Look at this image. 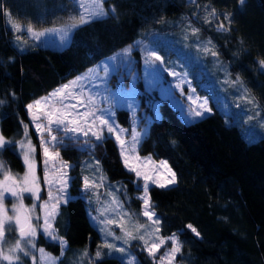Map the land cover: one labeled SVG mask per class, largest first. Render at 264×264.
<instances>
[{
	"label": "trees",
	"instance_id": "16d2710c",
	"mask_svg": "<svg viewBox=\"0 0 264 264\" xmlns=\"http://www.w3.org/2000/svg\"><path fill=\"white\" fill-rule=\"evenodd\" d=\"M103 7H115V14L74 29L66 47L53 49L35 43L24 30L13 31L11 23L26 28L31 25L34 30L65 25L70 17L79 15L74 0H0V132L5 138L19 140L23 136L21 121L29 125L28 104L126 48L131 49L139 70L136 42L150 41L155 48L157 44L150 35L172 33L183 21L200 29V39L212 41L218 59L232 78L240 77L264 116V68L259 64L264 59V0H245L243 7L238 0H195V4L192 0H104ZM211 8L216 9L219 19L213 18L209 25L203 16ZM225 12L232 13L230 31H218L216 24L224 22ZM157 51L162 56L165 53L162 47ZM199 74L196 66L190 68L192 83L200 94L208 96L212 114L188 124L168 103L161 102L160 119L150 123L138 145V155L167 161L177 176L174 187H150L156 217L161 221L160 234L179 236L183 247L178 264H264V132L255 133L259 132L258 124L244 122L240 110L232 104L228 113L218 111L215 98L199 89ZM129 78L123 74L120 82L113 74L109 87L127 89ZM137 86L142 116L149 112L150 95L141 80ZM115 117L119 125L128 127L125 110L117 109ZM29 134L39 157L30 126ZM65 144L60 156L71 165L70 199L61 206L55 227L67 240V247L61 255L59 244L42 234L36 242L38 248L61 257L58 264L65 263L76 250L87 247L92 253L101 242L81 197L82 162L98 160L107 181L123 185L128 200L122 199L127 208L135 213L141 208L137 198L141 180L125 170L112 138L94 149L81 150V140H66ZM0 157L13 173H23L15 145L0 151ZM189 224L197 229L199 237L187 227ZM135 257L136 264H153V258L144 251H135ZM95 264L123 263L105 257Z\"/></svg>",
	"mask_w": 264,
	"mask_h": 264
},
{
	"label": "snow or ice",
	"instance_id": "6c2138e0",
	"mask_svg": "<svg viewBox=\"0 0 264 264\" xmlns=\"http://www.w3.org/2000/svg\"><path fill=\"white\" fill-rule=\"evenodd\" d=\"M78 2L82 11L79 12L78 17H70V22L65 23L62 28L34 31L33 27L29 25L27 33L37 41L45 37L50 31L62 33L61 39H64L73 29L98 21L110 13L115 14V7L105 10L103 0H88L87 3H85V0H78ZM192 2L195 4V0H192ZM238 3L243 7L245 0H238ZM196 6L200 7V5ZM204 7L207 9V5ZM195 15L196 13L193 12V16ZM231 17V12H225L223 15L224 22L216 24V29L222 32L230 31ZM213 18L219 19L215 8L206 11L203 21L205 24L211 25ZM185 31L187 33L185 39H188L189 36L199 38L200 29L192 26L191 22H189ZM19 40L20 37L17 36V41ZM197 49L205 55L213 57H218L219 55L210 39L203 45L198 44ZM144 59L147 65L155 66L157 62L161 66L164 65L163 58L156 51H146ZM259 64L264 68V59L259 60ZM164 70L168 71L170 76L178 75L173 70L167 68ZM85 79L88 78L77 77L70 84H64L46 97L37 99L34 103L26 106L32 124L39 134V148L42 152L45 169L43 185L47 189L48 194L46 200L41 199V179L36 171V145L32 143L29 125L21 121L23 136L19 140L6 139L0 132V151L7 149L9 145H15L25 168L23 175L13 173L6 166L3 158L0 157V264H3L4 261H7V264H24L25 257H31L33 264H37L35 255L37 251L40 253L39 264H57L58 257L45 253L43 248H36L38 232H42L51 241L58 242L61 255H63L64 249L67 247V240L59 235L55 227V221L60 215L61 206L70 199L68 186L71 183V177L68 174V170L71 165L67 161L62 160L60 152L62 148L67 147L65 144L66 140L70 143H80V137H85L83 144L90 149H94L99 143L108 138L115 137L125 168L130 172H134L138 179L142 178L144 181L143 192L138 197L142 201L140 214L150 222V224H146L134 220L135 214L124 210V206L119 202L118 198L109 193V195H113L112 203L115 207L108 208L100 213L101 216H104L103 220L99 219L98 216H93L91 219L98 224L102 235L104 237H112L113 242H109L107 239L103 240L102 244L97 248L95 258L90 260L89 264H95V260L102 258L103 248H107L109 253L115 251L122 256L127 255V264H136V258L128 253L126 247H118L114 243L115 240H121L124 245H128L134 239H139L143 242L144 250L147 251L149 257L153 258V264H177V256L181 254L183 247L182 242L175 233L167 238L159 236L161 221L156 217L155 205L150 196V184L161 189L174 187L177 184L176 173L169 167L167 161L163 160L159 162V167L166 170L167 175H162L155 168L153 169L154 174L142 172L138 170L137 166L130 163L133 159V154L138 152L141 132L133 128L131 139L126 140L123 138L122 134L127 130L121 128L116 122L115 113L111 106L101 107V104L107 102L108 98H100L98 94L91 91L85 92L83 85ZM231 83L233 86L239 85L243 89L239 99L251 106L249 110L251 114L248 115V121L261 118L262 112L259 103L250 95L246 88H243L240 77L237 76L235 81ZM177 87L179 88V84H177ZM194 91V89H189L190 98ZM53 97L56 98L55 101H53ZM68 100H75L76 102L66 103ZM0 103H3V101H0ZM207 104L208 101L205 98L198 108L189 106L188 114L197 118L202 117L205 113L210 114L212 110L207 107ZM34 106L37 112H42V116L33 113ZM129 108L132 109L131 104ZM132 110L134 115L135 110ZM261 126L264 127V123ZM60 133H63V135H60ZM93 138L95 143L92 142ZM135 159L140 160L141 158L136 155ZM143 159L150 160V157ZM57 161H59L58 164ZM88 167H94L95 171L100 173L98 177L100 183H96L97 177L90 179L89 176H84L83 189L86 193L93 188L102 187L103 181L106 179L98 160L95 161V165L89 164ZM25 194L31 197V206H26L23 203ZM9 197L13 201L11 210L5 206V201ZM37 209H39V214H37ZM108 212H111L112 215L109 216ZM117 217L122 222L134 223L135 233L127 231L123 223L118 222ZM114 224L121 228L122 235H115L111 228V225ZM152 226H155V238H153ZM187 227L191 229L195 236H200V233L191 224ZM11 232L16 233L14 241L8 238V234ZM156 240H159V243ZM168 240L171 241V248L166 249L157 259V253ZM83 255H88L86 250Z\"/></svg>",
	"mask_w": 264,
	"mask_h": 264
},
{
	"label": "rangeland",
	"instance_id": "374dc122",
	"mask_svg": "<svg viewBox=\"0 0 264 264\" xmlns=\"http://www.w3.org/2000/svg\"><path fill=\"white\" fill-rule=\"evenodd\" d=\"M74 1L77 3L79 10L82 11V9L79 6L78 0H74ZM87 2L88 0H85V3ZM188 24H189L188 21H183L178 25L177 30L173 31L172 33L150 35V40L152 42H156L157 44L155 48L152 47L150 41H147V42L145 40L137 41L136 46L139 48V53H140L139 70L137 69L135 59L131 55V49L126 48L121 53L113 57H110L96 64L94 67L86 70L85 72L73 77L69 81V83H66V84H70V82L74 81L77 77H87L88 78V79H85L83 82H91L95 80L90 90L93 93L98 94V97L100 98L102 97L108 98L107 102H104L101 104V107L111 106L114 113L117 109L125 110L128 113V118H129L128 127H123L119 125L121 128L127 130L122 134L123 138H125L126 140H130L131 133L134 128L136 131L141 132V139H140L141 141L146 136L150 123L160 119L159 104L161 102L168 103V105L174 111H176L177 115L185 123H188V124L197 122L205 118L206 116L212 114V111H211L210 114L205 113L202 117H198V118L192 117L188 114L189 106L193 108H198V106L202 103V101L205 98L208 101V96L205 94L199 93L198 89L192 83V80L189 76L190 68L192 66L193 67L196 66V68H198V70L201 71V74L198 75V80L200 84L198 87L199 89L203 90L205 93H209L211 96L215 98V100L217 101L216 104H217L218 111L221 112L223 110V112L228 113L229 110L232 109L230 105L232 104L234 107L240 110L241 118L244 119L243 121L246 123H249L250 121H248V115L251 114L249 111L251 106L245 104L239 99V97L242 95L243 89L239 85H236V86L232 85L231 82L235 81V79L230 76L227 66L223 64L218 59V57H213L211 55H205L203 52L198 51L197 45L198 44L203 45L206 41H208V39H200V38L191 37V36H189L188 39H185V36L187 35L185 29L188 26ZM11 27H12V30L15 32L24 30L26 34L30 36V34L27 33V28L25 26L15 25L11 23ZM54 28L55 27L42 29V30H34V29L33 30L34 31H44V30H51ZM42 38L40 39V41L42 40ZM40 45L44 46V45H49V44H40ZM158 45H160L162 49H164L165 53L163 54V56L159 54L157 51L158 49H161V47H159ZM146 51H156L163 58L164 65L161 66L159 62H157L155 66L145 64L144 57H145ZM165 68L175 71L178 75L170 76L168 74V71L164 70ZM113 74L118 75V81L120 82L122 81L123 74L130 77L128 81L127 89L107 87L106 83L107 81L110 80V77ZM138 80H141L143 82V86H144V90L146 94L150 95L147 101L149 103V112L146 115L142 114V116L139 114V101L136 98L137 94L140 92L137 86ZM177 84H179V88L177 87ZM190 88L195 90L191 98L189 97ZM243 88L245 87L243 86ZM47 95L41 98H44ZM55 99L56 98L53 97V101H55ZM130 104L132 105V109L135 110L134 115H133V110L129 108ZM207 107L211 109L209 105V101H208ZM26 110H27V116L29 119V126L37 139V146L39 150V157H37V149H36V171H37L38 177H40L41 179V199L46 200L48 198V194H47V189L43 185V177H44L45 169H44V164H43L42 152L39 148V143H40L39 134L37 133L36 128L32 124L27 107H26ZM33 113L36 115L42 116V112H37L35 106L33 108ZM142 118L144 119L143 122H142ZM115 120H116V117H115ZM252 122H256L258 124L259 132H255V133L259 134V133L264 132V127L261 126V124L264 123L263 114L261 118L252 120ZM60 135H63V133H60ZM105 135L107 136L106 132H105ZM111 138L114 140L115 144L117 145L115 137H111ZM84 139L85 137H80L81 145L79 147L81 150H86L87 148H89L88 146H85L83 144ZM92 140H94V138ZM16 153L20 157L17 149H16ZM138 156L141 158L140 160L132 159L130 161L131 164L138 167V170L142 172H148L150 174H154L153 169L155 168L159 170L162 175H167L166 170L159 167L160 161L154 160L149 155L144 156V157L140 155ZM146 157H150V160L143 159ZM20 159L23 164V160L21 157ZM58 163L59 161H57V164ZM89 164L94 165L95 161L93 159H88L80 164L79 171H80V175L82 178V182L84 183V180H83L84 176H89L90 179L92 177H97L96 183L99 184L100 181L98 177L100 176V173L96 172L94 167L89 168L88 167ZM125 170L129 171L127 168H125ZM24 171H25V168H24ZM23 173H16V174L23 175ZM132 173L135 175L134 172ZM68 174H69V170H68ZM139 180H141V184H140V192L137 195V198L143 192L144 181L142 178H140ZM151 186H155V185L150 184V187ZM109 193H112L116 198H118L119 202L123 204L124 210L132 214H135L134 220H138L141 223L150 224V222L147 221V218L140 214L141 208L138 213L132 212L127 208L122 197L126 198V200H128V197L121 183H109L107 179H105L103 181L102 187L93 188L91 191L87 193L84 191L83 186H82L81 197L86 203V212L88 215V219L91 225L97 230L100 236V240H101L100 244H102L103 240L105 239H107L109 242H113V240H112V237H104L102 235V233L99 230L98 224L94 222L91 219V217L98 216L99 219L103 220L104 216H101L100 213L102 211H106L108 208L115 207V205L112 203L113 195H109ZM25 198H27L29 201H25L24 199L23 203L26 206H31L32 204L31 197L25 194ZM138 200L140 201L142 205V201L139 198ZM12 204H13L12 199L10 197L7 198L5 201L6 208L11 210ZM37 214H39V209H37ZM108 215L111 216L112 213L108 212ZM116 219L118 220V222L123 223V226L125 227L127 231H132L133 233H135L136 228H135L134 223L122 222L119 220V217H117ZM154 227L155 226H152L153 238H155ZM111 228L113 232L115 233V235L117 236L122 235L120 227L114 224V225H111ZM38 234L43 235L42 232H38ZM159 236L162 238H167V237L161 236L160 232H159ZM8 238L9 240L14 241L16 238V233L15 232L9 233ZM46 239L51 241L48 238ZM156 242L159 243V240H156ZM55 243L58 244V242H55ZM114 243L118 247H121V246L126 247L128 253L134 257H135V251L141 250V251H144L146 254H148L147 251L144 250L143 242L140 241L139 239L132 240L130 244L128 245H124L121 240H115ZM36 248L39 249L37 246ZM97 248H95V250L92 253L88 252L87 247L80 249V250H76L73 253V256L69 257L65 263L63 262V264H89L88 260H93L95 258ZM170 248H171V241L168 240L160 248L157 255L163 254V252L166 249H170ZM85 250L88 253L87 256L83 255ZM102 252H103V256L101 259L105 257H115L119 259L120 261H122L123 264H127V260H128L127 255L122 256L119 252H115V251L109 253L107 248H103ZM45 253L47 252L45 251ZM35 255L37 257V264H39L40 253L37 251L35 252ZM60 258L57 260V264ZM99 260H95V262ZM3 264H7V261H4ZM24 264H33L32 258L25 257Z\"/></svg>",
	"mask_w": 264,
	"mask_h": 264
},
{
	"label": "crops",
	"instance_id": "0c3cea01",
	"mask_svg": "<svg viewBox=\"0 0 264 264\" xmlns=\"http://www.w3.org/2000/svg\"><path fill=\"white\" fill-rule=\"evenodd\" d=\"M64 25H62V26H58V27H55L54 29H60V28H62ZM74 30V29H73ZM73 30H71L69 33H68V35H67V37H65L64 39H61V35H62V33H60V32H48V34L45 36V37H43L42 38V40L40 41H38L37 42V40H35V39H33L32 38V36L30 35H28V37L32 40V41H34L35 43H38V44H49V45H44L43 47H49V48H53V49H62V48H64V47H66L67 45H68V43H69V40H70V36H71V33L73 32ZM44 41V42H43ZM42 46V45H41ZM70 81V80H69ZM69 81L68 82H66V83H69ZM95 82V80H93V81H91V82H83V85H84V91L85 92H89V91H91L90 90V88L92 87V84ZM65 83V84H66ZM106 85H107V87H109V81H107V83H106ZM61 87V86H60ZM59 88V87H58ZM110 88V87H109ZM57 89V88H56ZM54 91V90H53ZM92 92V91H91ZM93 93V92H92ZM76 101L75 100H68V101H66V103H75ZM81 110H83V109H81ZM117 146V145H116ZM117 149H118V152H119V148L117 147ZM136 155H138V152L137 153H134L133 154V159L135 160V156ZM119 156H120V152H119ZM120 160H121V162H122V165H123V167H124V163H123V161H122V159H121V157H120ZM95 165V164H94Z\"/></svg>",
	"mask_w": 264,
	"mask_h": 264
}]
</instances>
